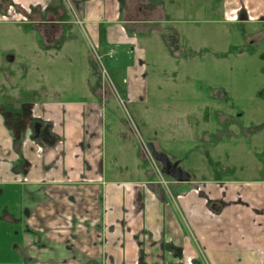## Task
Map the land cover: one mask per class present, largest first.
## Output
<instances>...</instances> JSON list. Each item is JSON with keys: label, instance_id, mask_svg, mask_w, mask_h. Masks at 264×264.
<instances>
[{"label": "crops", "instance_id": "0c3cea01", "mask_svg": "<svg viewBox=\"0 0 264 264\" xmlns=\"http://www.w3.org/2000/svg\"><path fill=\"white\" fill-rule=\"evenodd\" d=\"M212 2L222 23L242 8L247 22L261 24L264 50V0ZM196 6L199 20L188 26L207 23ZM67 8L97 49L102 33L113 81L133 104L147 47L159 40L169 50L178 39L173 0H0V22L21 17L14 9L64 24ZM106 103L60 96L10 114L0 105V264H264V80L254 136L262 140L260 176L173 181V194L150 174L123 177L120 162L107 168ZM33 119L53 141L33 135Z\"/></svg>", "mask_w": 264, "mask_h": 264}, {"label": "rangeland", "instance_id": "374dc122", "mask_svg": "<svg viewBox=\"0 0 264 264\" xmlns=\"http://www.w3.org/2000/svg\"><path fill=\"white\" fill-rule=\"evenodd\" d=\"M205 1L173 0L177 25L171 27L178 39H171L169 50L159 40L147 47L139 76L143 90L133 104L119 95L127 89L116 87L111 57L94 47L69 7L64 24L31 16L27 21L19 16L1 21V107L10 114L13 107L43 99L100 97L107 102V168L120 162L123 177L125 170L128 177L150 174L165 191L168 185V194H173V179L152 157L150 143L178 162L191 181L260 176L262 140L254 136L262 120V26L247 22L242 8L238 20L222 23V16L213 13L220 8L213 0ZM199 4L207 23L188 26L186 22L199 20L194 16ZM43 27L52 28L47 34ZM174 44L179 53L173 51ZM204 134L210 135L209 141L202 143ZM165 201L171 205L168 197Z\"/></svg>", "mask_w": 264, "mask_h": 264}, {"label": "water", "instance_id": "95a60500", "mask_svg": "<svg viewBox=\"0 0 264 264\" xmlns=\"http://www.w3.org/2000/svg\"><path fill=\"white\" fill-rule=\"evenodd\" d=\"M8 62H12L13 61V57L12 56H8L7 58ZM39 132V127H37L36 129ZM36 131V132H37ZM38 135H36L37 137ZM47 138L49 139V141H52V137L51 136H47ZM148 149L152 155V157L161 164L162 166V172L169 176L171 179H173L175 182L178 183H184V182H189L190 181V175L189 173L183 171L181 169V167L179 166L178 162H174L172 163L169 158L163 154V153H158L153 145L150 143L148 144Z\"/></svg>", "mask_w": 264, "mask_h": 264}, {"label": "flooded vegetation", "instance_id": "af4514ba", "mask_svg": "<svg viewBox=\"0 0 264 264\" xmlns=\"http://www.w3.org/2000/svg\"><path fill=\"white\" fill-rule=\"evenodd\" d=\"M33 120H32V122H33V124H32V127H33V135L35 137H36V135H38L37 138L39 140H41V141H49V139L47 138L48 134L46 132L47 131V128H48V125H46L45 128H42V124H41L40 120H38V119H33ZM37 127H39V132L36 130ZM52 141H53V139H52ZM171 162L174 163L175 161H171Z\"/></svg>", "mask_w": 264, "mask_h": 264}, {"label": "built area", "instance_id": "2783aa9c", "mask_svg": "<svg viewBox=\"0 0 264 264\" xmlns=\"http://www.w3.org/2000/svg\"><path fill=\"white\" fill-rule=\"evenodd\" d=\"M13 11L11 12L12 15H21V18L22 20H25L27 21L29 19V13H26V12H23L22 14H19L17 10H14L12 9ZM14 16H9V15H6V20H13L11 18H13ZM77 23L80 25V22L77 21ZM112 54H113V51L112 50H109L105 55L106 56H109V57H112Z\"/></svg>", "mask_w": 264, "mask_h": 264}, {"label": "trees", "instance_id": "16d2710c", "mask_svg": "<svg viewBox=\"0 0 264 264\" xmlns=\"http://www.w3.org/2000/svg\"><path fill=\"white\" fill-rule=\"evenodd\" d=\"M43 28H44V32L48 34V33L50 32L49 29H51L52 27L49 28V29H48V28L46 29L45 27H43ZM53 28H54V27H53ZM47 36H48V35H47ZM103 41H104V39H103V36H102V33H101V34H100V41H99V48H100L101 50L104 48ZM119 95H120V96H123L122 92L119 91Z\"/></svg>", "mask_w": 264, "mask_h": 264}]
</instances>
